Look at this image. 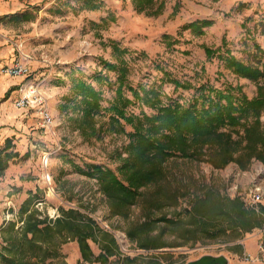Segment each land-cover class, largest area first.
Wrapping results in <instances>:
<instances>
[{"label":"rangeland","instance_id":"rangeland-1","mask_svg":"<svg viewBox=\"0 0 264 264\" xmlns=\"http://www.w3.org/2000/svg\"><path fill=\"white\" fill-rule=\"evenodd\" d=\"M10 1L15 5L9 14L22 8L15 22L22 20L28 26L11 29L15 43L10 45L16 51L11 52L10 63L1 72L9 80L19 82L8 90L9 94H5L0 104L8 102L10 116L27 123L18 122L22 130L18 136L0 135V247L2 230L10 224H15L16 229L22 228L25 217L22 208L29 205L40 219L49 222L61 217L62 208L80 210L94 218L114 234L120 246V256L111 258L109 264H122L125 256L137 259L138 264H188L204 256H224L229 264H264V250L260 249L261 245L264 247V226L238 240L230 237L175 249L140 250L128 239L125 229L129 223L145 221L143 205L132 209L129 221L112 217L97 180L82 174L91 166L116 170L115 151L123 149L127 138L106 134L88 142L71 125L66 113V99L73 96L74 77L102 91L103 107H109L115 98L118 75L102 63L117 62L112 48L103 46L109 42L119 44L128 52L125 59L131 68L130 85L149 88L164 82L165 102L187 103L194 97L195 88L203 84L215 89L241 85L253 98L256 84L238 78L217 57L208 62L204 47L222 48L226 38V49L234 56L246 64H257L264 58L258 52L259 48L264 52V0H157L158 4L165 3L161 15L138 13L133 0H96L99 10L85 7L83 2L87 0ZM176 6L179 10L175 13ZM26 13L28 20L23 19ZM196 20H210L214 25L206 29L203 37L193 35L190 30L182 31L185 25ZM165 36L175 44L169 47ZM15 63L26 65L29 74H6L4 69ZM101 73L108 83L98 82L97 76ZM167 78L178 81L182 87L177 89ZM125 94L135 100L130 91L126 90ZM22 100L25 106H19ZM144 110L153 114L148 108ZM46 113L51 116L50 123ZM129 113L140 114L139 104L131 106ZM126 130L131 132V126L126 125ZM166 169L167 184L187 195L181 200L183 207L210 188L223 197H238L258 212L261 208L264 210V165L258 160L254 159L245 171L236 163L216 170L208 163L181 159L171 160ZM258 190L263 197L257 202L254 195ZM165 237L169 242L174 241L169 234ZM91 246L99 255V246L93 242ZM163 253H171L174 258L159 257ZM61 254L65 264H101L84 262L78 241L64 243Z\"/></svg>","mask_w":264,"mask_h":264},{"label":"trees","instance_id":"trees-1","mask_svg":"<svg viewBox=\"0 0 264 264\" xmlns=\"http://www.w3.org/2000/svg\"><path fill=\"white\" fill-rule=\"evenodd\" d=\"M133 1L138 13L161 15L165 9V3L158 4L157 0ZM83 5L100 9L96 0L84 1ZM178 10L176 6L175 13ZM26 16L27 13L24 20H28ZM213 25L210 20H196L182 31L190 30L193 35L203 37ZM262 27L264 34V21ZM165 41L169 47L175 44L169 36H165ZM227 45L224 38L222 48L204 47L207 61L217 57L238 78L255 83L257 92L253 98L241 85L215 89L203 84L195 88L194 97L187 103L165 102L164 82L149 88L130 85L131 68L125 59L128 52L115 42L103 43L105 48H112L117 61L116 64L102 61L118 75L116 95L109 107H103L101 90L81 78H73V96L66 99V113L76 131L88 142L106 134L123 135L128 140L122 150L115 151L116 170L91 166L82 174L97 180L112 217L129 221L132 209L143 205L145 221L129 223L125 229L128 239L140 250L175 249L230 237L238 240L264 226L263 208L258 212L238 197H223L209 188L183 207L181 200L187 195L167 184L166 168L173 159L208 163L216 170L236 163L245 171L254 159L264 165V58L255 65L246 64L226 49ZM258 52L264 57L260 48ZM97 80L100 84L108 83L102 73ZM167 80L177 89L182 87L178 81ZM126 90L133 94L134 101L126 96ZM136 104L141 107V113H129V108ZM145 108L153 114L149 115ZM126 125L131 126V132L126 130ZM22 215L25 216L22 228L10 224L2 230L1 264H65L61 247L69 240L78 241L84 262L109 264L111 258L121 254L114 234L80 210L62 208L61 217L54 222L40 219L29 205L22 208ZM156 230L159 232L154 234ZM167 234L174 241H167ZM91 242L99 246V255L94 253ZM159 257L169 260L174 255L163 253ZM121 262L138 264L137 259L126 256Z\"/></svg>","mask_w":264,"mask_h":264},{"label":"crops","instance_id":"crops-1","mask_svg":"<svg viewBox=\"0 0 264 264\" xmlns=\"http://www.w3.org/2000/svg\"><path fill=\"white\" fill-rule=\"evenodd\" d=\"M17 0H15L16 2ZM12 1L10 0H0V102L4 98L5 94L11 87H15L18 85L19 81L9 80L8 77L2 74V68L8 66L10 63V54L11 52L16 51V48L12 47L10 43H15L11 38V29L13 26L27 28L25 21L20 20L15 22V19L19 17L20 9H16L14 13H11V6L15 5V3L10 4ZM14 2V1H13ZM17 17V18H16ZM13 21V22H11ZM35 23V22H34ZM32 23V25H34ZM16 35V31H14ZM35 37H31L30 39H34ZM22 39V38H21ZM19 51V49L17 50ZM20 52V51H19ZM21 53V52H20ZM22 54V53H21ZM23 56H27L22 54ZM28 64V63H27ZM2 74V75H1ZM18 92V91H17ZM16 92V93H17ZM8 102L0 104V135L7 137L18 136L20 131L18 122L22 121V123H27V121L15 119L14 116L11 117L8 108ZM15 127L17 129H15Z\"/></svg>","mask_w":264,"mask_h":264},{"label":"built area","instance_id":"built-area-1","mask_svg":"<svg viewBox=\"0 0 264 264\" xmlns=\"http://www.w3.org/2000/svg\"><path fill=\"white\" fill-rule=\"evenodd\" d=\"M4 72L10 76H23V75L29 74V69L24 64L15 63L12 67L4 69ZM25 105H26V102L24 100L19 102V106H25ZM45 118L47 122L49 123L52 121L51 116L48 113L45 114ZM262 197H263V194H261L259 190L254 195V198L257 202L260 201ZM106 228L108 227L106 226ZM260 249L264 250V247L261 245Z\"/></svg>","mask_w":264,"mask_h":264},{"label":"water","instance_id":"water-1","mask_svg":"<svg viewBox=\"0 0 264 264\" xmlns=\"http://www.w3.org/2000/svg\"><path fill=\"white\" fill-rule=\"evenodd\" d=\"M188 264H229V261L224 256H204L201 259L190 262Z\"/></svg>","mask_w":264,"mask_h":264}]
</instances>
